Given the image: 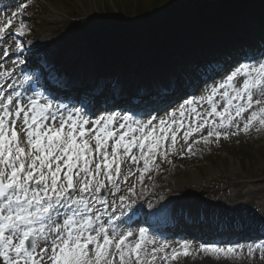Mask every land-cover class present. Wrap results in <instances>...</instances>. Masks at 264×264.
<instances>
[{
  "label": "snow or ice",
  "instance_id": "1",
  "mask_svg": "<svg viewBox=\"0 0 264 264\" xmlns=\"http://www.w3.org/2000/svg\"><path fill=\"white\" fill-rule=\"evenodd\" d=\"M32 4L17 3L0 20V40L15 43V49L0 51L4 57L14 52V64L26 62L25 45L15 38L29 31L23 20L19 27L15 21ZM231 63L212 66L205 80L223 78L205 95L185 99L163 118L151 116L145 106L141 114L150 118L143 121L116 112L93 120L39 92L25 102L11 84V93L0 91V264H179L189 257L190 241L157 245L143 227L138 234L118 227L170 211L168 204H149L145 213L132 199L136 183L128 181L136 177L143 185L146 176L151 179L149 174L161 167L158 158L171 163L168 157L182 130L190 155L195 144L208 145L213 137L218 144L221 138L264 130V53L229 70ZM205 103L210 110L198 111ZM125 161L135 169L124 172ZM121 183L127 194H119L117 205ZM139 195L148 198L143 190ZM117 208L120 218L114 215ZM242 248L201 243L197 251L230 256ZM257 249L264 251V244L248 245V255Z\"/></svg>",
  "mask_w": 264,
  "mask_h": 264
},
{
  "label": "rangeland",
  "instance_id": "2",
  "mask_svg": "<svg viewBox=\"0 0 264 264\" xmlns=\"http://www.w3.org/2000/svg\"><path fill=\"white\" fill-rule=\"evenodd\" d=\"M135 1L139 0H68L65 5L62 0H33V4L29 6L31 19L28 25L38 27L32 37L37 38L40 44L44 43L45 46L48 43V46L44 47L45 55L48 54L50 57L51 51L56 50L50 57L55 63L49 66L54 67V70L58 69L57 75L60 68H65L57 66L61 61L60 57L71 49L81 48L82 50L76 54V56L80 54L77 58L66 62V65L72 63L70 73L78 72L82 79L93 80L97 79V69L103 70V79H98V85L102 88L107 86V91L112 78L124 71H135V76L139 78L137 85H142L144 81L173 79L169 70H176L179 73V69L173 63L171 52L165 49L164 42H161L156 45L155 55L151 54L148 37L151 36L153 28L161 26V22L172 20L174 16L172 3L178 0H165V3L157 8H149L153 0H145L142 4L145 3L149 8L142 9L145 18L130 17L135 7L139 6V3L137 5L133 3ZM215 1L219 0H210V3ZM225 1L222 0L221 3L228 6ZM182 2L183 0H179L180 6L184 4ZM231 8L232 6L227 7L228 12ZM233 11L236 10L231 12ZM238 13L236 12V15ZM55 14L61 18H54ZM55 19L61 20L57 23ZM0 20H3L2 13ZM231 21L235 26L243 25V22L237 23L234 19L228 18L224 21L225 26L232 24ZM121 23L126 25L127 42L121 41L117 32V29H121L117 27ZM41 39H45V42ZM50 44L55 47L51 51ZM133 44L138 48V52L131 57L132 48L129 46ZM98 52L101 53L100 58L96 56ZM120 60L123 63L118 65L117 62ZM161 60H165V64L160 62ZM191 74L197 75L193 71ZM65 75L66 73L61 77ZM205 85L206 83H203L202 88ZM199 135H206V131L190 137L188 143H192V139ZM211 139L213 142L208 145L203 142L195 144L194 154L190 155L184 151L187 144L182 133H178L174 152L168 157L171 163L167 160L162 161L161 168L151 172L149 182L162 188L175 190V187L188 186L196 191L194 197L193 193H183L180 200L186 204V209L190 210L194 222L202 220L198 209L211 204H216L212 207L215 209L214 215L228 217V223L232 225L239 223L240 219L241 222L250 224L251 215L264 220V130L252 131L250 135L230 136L227 140L221 138L218 144L214 142V137ZM165 143H171L170 137ZM181 152H184L183 156L180 155ZM156 174L159 178L154 177ZM171 195L173 198L174 193ZM178 201L179 199L176 200ZM181 202H178V207L181 208L178 209L180 213H177V216L185 209L179 206ZM193 203L196 206L191 207ZM192 209H195V214L191 212ZM207 218L206 222L213 221L211 220L213 215L209 217L208 214ZM252 219L250 218V221ZM148 246L150 247V244ZM191 246L192 254L187 258H181L179 264H264V255L249 256L247 252L238 250L230 256H217L200 253L197 251L199 246Z\"/></svg>",
  "mask_w": 264,
  "mask_h": 264
},
{
  "label": "bare ground",
  "instance_id": "3",
  "mask_svg": "<svg viewBox=\"0 0 264 264\" xmlns=\"http://www.w3.org/2000/svg\"><path fill=\"white\" fill-rule=\"evenodd\" d=\"M20 1L19 0L18 1L8 0L7 1V9L15 8L16 4L19 3ZM2 8H5V5H3ZM121 8H122V6H121ZM29 13H30V9H27L25 15H23L24 20H27L28 21L31 18V16L29 15ZM30 46L32 47V49H33V51L35 53H38L39 57L41 56L43 58V56H42L43 55V52H44V46H43V44H36L35 43V44H30ZM47 46H48V43H47ZM50 46H51L50 48H53L54 47L53 44H50ZM74 51H75V49L73 50V52ZM77 51H75V53ZM75 53H73L72 55H71V53L62 55L60 57V59H61L60 63L69 61L71 59V57H73L75 55ZM9 61H10V63H6L5 65H6L7 69H9V71H11L13 69V66L15 65L13 63V61H16V60L15 59H11ZM12 79H13V76H11L10 78L5 79L3 81V83L5 82L6 85H7V83L10 82ZM49 80H51L53 82H57L58 81V79L55 76L54 77L53 76H50L49 77ZM135 80H137V77L136 76L132 77L130 80H129V78H125V76H124V78L118 80V82L116 83V88L113 89L114 94H116V95H120V94L123 95V92L122 91H124L125 89L130 90L129 87L134 88L131 85V83L135 82V84H138V81L136 82ZM87 82H88L87 85H89L91 83L90 86H93V84L95 83V80L93 81L91 79L90 81H87ZM150 83H152V81ZM136 86H138V85H136ZM173 88H171V85H169V88H166L165 87V88H162V90L163 91H166V90H172L173 91ZM94 90H95V88H94ZM94 90H93V92H95ZM140 90L141 91H144V89H142V87H141ZM173 95H174V93H173ZM163 98H169V97L168 96H164ZM158 99H162V96L159 95ZM160 101H162V100H160ZM137 152L138 151H136V150L134 151V153H137ZM122 168H123V171L126 172L129 168H132V167L130 166L129 163H124L122 165ZM154 177L155 178H159V175L156 174ZM134 178H136V177H131L129 179L128 183H133ZM122 179H123V177H121V180ZM138 183H136V189L138 190L137 192L141 193V191L143 190L144 191V196L145 197H148L147 199H145L144 197L139 196V199L143 200V202H151V201H154L153 203H155L156 205H159V204H168L169 205V203H172L173 204V202L176 201V200H178V199H179L178 202H181L180 200H181V197H182V194L183 193H188V192L190 194L193 193V196L192 197H194V193H196V191H193L188 186L187 187H175V190H174V189H170V188H162L161 186H156V185H154L152 183L151 184L148 183V186H145V189H144V188H141L142 186L139 185ZM122 186H125V184L121 183V188H122ZM122 191H124V190H122ZM173 193H174L173 198H171V196H172L171 194H173ZM169 198H171V199H169ZM109 199H111V197ZM178 202H177V206H178ZM179 206H182V207L187 208L186 204H183L182 202L179 203ZM194 206H196L195 203H193L191 205V207H194ZM177 208L179 209L181 207H177ZM200 209L201 208L198 209L199 212L201 211ZM202 211H204L205 214H209L210 217H211L214 214L215 209H213L212 207H207L206 209H204ZM191 212L193 214H195V209H192ZM163 215L166 216V214H163ZM172 220H174V219L171 218V221ZM253 224L256 225L257 224V220H254L253 221ZM151 247H152V245H150L149 248H151Z\"/></svg>",
  "mask_w": 264,
  "mask_h": 264
},
{
  "label": "trees",
  "instance_id": "4",
  "mask_svg": "<svg viewBox=\"0 0 264 264\" xmlns=\"http://www.w3.org/2000/svg\"><path fill=\"white\" fill-rule=\"evenodd\" d=\"M201 1H205V0H192L191 2H190V4L191 5H196V3H198V2H201ZM245 1H247V3H250V4H252V5H255L256 6V8H262V5L263 4H261V2L259 1V0H253L254 2H250V0H245ZM135 5H137V3H139V6H137V7H135L136 9H135V12L133 11L130 15V17H134L135 15H139V14H141L142 13V9H143V5H142V2H141V0H139V1H135V2H133ZM159 3H160V1L159 0H157V1H155V4H158L159 5ZM195 3V4H194ZM190 4L189 5H187V6H185V8L186 7H188V6H190ZM223 8H224V6H219V3L218 2H216L215 4H205V6L204 7H201V8H197V9H192V10H188V12L187 13H185L186 15L184 16V17H182L181 18V22H180V25L182 24V22L185 20V19H187L189 16H195V13H199V17H211V16H215V19H217L218 20V15L220 14V13H222V12H224L223 11ZM220 12H219V11ZM246 11V10H245ZM135 13V14H134ZM248 25H250V21H248ZM254 25V24H253ZM123 26H125V24L124 25H122V27ZM174 26H178V22H176V24H174L173 25V27ZM122 30V29H121ZM201 30H204V26L203 27H201ZM253 30V29H252ZM251 29H250V34H256L255 32H253ZM174 32H176V30H174L173 31V33ZM155 40H157L156 39V37H155ZM172 40H173V38H172ZM176 41V38H174V42Z\"/></svg>",
  "mask_w": 264,
  "mask_h": 264
}]
</instances>
